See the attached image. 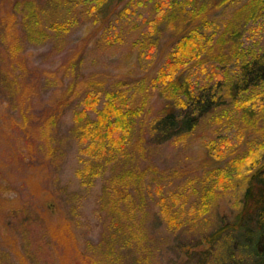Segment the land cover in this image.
<instances>
[{"label":"trees","instance_id":"obj_1","mask_svg":"<svg viewBox=\"0 0 264 264\" xmlns=\"http://www.w3.org/2000/svg\"><path fill=\"white\" fill-rule=\"evenodd\" d=\"M125 1L131 0H102L90 5L78 0H9L6 4V13L0 16V91L19 97L22 93L28 98L30 108L23 110L19 99L14 105L27 155L35 152L38 158L53 162L64 153L66 140L76 141L80 183L90 186L96 178H102L95 208L100 223L105 224L101 246L105 239L112 245L121 240L134 258L144 256L146 262L154 249L150 247L154 237L148 223L162 220L173 228L176 224L177 229L192 231L187 238H172L171 244L178 247V264H264V115L260 118V109L244 101L251 99L247 94L264 86V47L250 58L243 55L240 59L242 50L238 52L235 30L236 17L251 11L256 0L238 7L223 26L216 24L210 13L228 0H172L174 5L169 6L165 17L173 20L174 42L167 59L151 75L146 72L128 77L116 73L110 79L107 74L83 73L80 50H70L63 62L49 69L17 60L22 53L21 42L40 40V32L44 40L51 36L50 29L39 21L41 12L47 17L49 13L47 21L51 24L46 26L54 24V33L65 36L62 29L71 24L77 28L80 18L94 22ZM151 1L161 14V0ZM59 12L63 13L62 20H50ZM31 15L35 20H30ZM8 31L10 36L19 34L13 42L5 35ZM146 40H150L148 35H144ZM66 43L53 48L60 52ZM232 56L240 59L241 74L228 85L231 101L241 106L238 116L251 126L244 145L222 146L221 150L217 147L218 152L225 150L221 165L213 164L210 158L191 170L159 166L152 156L155 146L174 140L186 148L187 140L200 125L224 110L217 109L224 107L226 93L221 91L225 89L215 83L211 92L209 85L195 90L183 69L197 61L211 58L221 62ZM27 76L30 79L26 81ZM41 85L52 87L44 100H40ZM152 94L164 101L154 114L148 108ZM69 109L70 126L62 128L61 120ZM216 142L215 138L206 142L209 152ZM224 178L240 188L233 202L219 209L214 203L219 192L227 191ZM186 193L191 210L179 214L176 220L174 214L181 213L180 208L184 212L186 205L180 207L176 202L185 201ZM149 198L157 203L156 208L150 206ZM195 207H199L198 214ZM9 208L30 212L27 203ZM27 217V223H44L42 218L30 221L31 215ZM122 247L110 248L119 252ZM3 249L0 246V264H15L11 253ZM91 262L100 264L95 258Z\"/></svg>","mask_w":264,"mask_h":264},{"label":"rangeland","instance_id":"obj_2","mask_svg":"<svg viewBox=\"0 0 264 264\" xmlns=\"http://www.w3.org/2000/svg\"><path fill=\"white\" fill-rule=\"evenodd\" d=\"M78 1L89 3L88 5L90 2H102V0ZM210 1L215 3L217 0ZM247 1L249 0H228L210 13V17L215 19L216 24L223 26L225 21L234 17L237 8ZM8 2L9 0H0V16L6 13ZM161 4L162 13L159 14L151 0L125 1L111 14L99 16L94 22L80 18L77 28L71 24L68 29H62L65 36L54 33V24L46 26L51 22L47 21L49 13L43 10L48 17L41 12L39 21L46 30L50 29L48 30V33H51L50 38L44 40V35L40 32L41 35L38 37L40 40L21 42L22 53L20 52L16 58L49 69L63 62L67 54L72 52L70 50H80L78 52L84 57L83 73L107 74L110 79H113L116 73L128 77L141 76L146 72L151 75L167 59L174 42L173 20L165 17L166 10L173 6L174 2L161 0ZM112 6L110 4V7ZM253 7L251 11L237 16L235 20V30L238 32L236 40L240 47L238 52L242 50L240 59H243V55L250 58L264 47V0H256ZM12 10L15 12V8ZM19 10L17 8V11ZM35 18V15L30 16V20ZM52 18L62 20L63 13H56L50 20ZM31 23L34 24L32 21ZM10 33L9 31L5 33L7 39H10L9 42L19 35L16 33L10 36L12 35ZM144 35H148L150 40L144 42ZM65 40H67L65 48L56 52L57 47ZM233 56L221 62L211 58L204 62L197 61L183 69V75L189 77L195 90L209 85L211 92V86L215 87V83L218 88L225 89L221 91L226 93L224 107L217 109L224 110L220 111L222 113L220 116L214 115L200 125L196 134L187 140L188 148L182 146L183 144L174 143V140L155 146L152 156L159 166L173 165L191 170L193 165L203 164L210 158L213 164L221 165L219 163L223 162L225 150L218 152L217 147L221 150L222 146L231 148L237 143L244 145V139L250 134L248 130L251 126L248 127L246 121L238 116L241 106H238V103L234 106L231 101L228 85H232L241 74L240 59ZM28 77L26 81L30 79ZM51 89L52 87L47 85L39 86L40 100L46 99ZM20 94L21 97L0 91V246L4 251L11 253L15 264H95L91 262L94 258L100 264H178V247L171 244L172 238L178 236L187 238L192 231L177 229L176 224L173 228L168 221L148 223L153 235L151 237H154L150 241V247L154 249L153 252H149L151 254L146 258V262L144 256L138 260L134 258L128 250L129 247L121 240L120 243L112 245V241L105 239L101 246V233L105 224L100 223L95 208L102 178H96L90 186L80 183L76 173L80 167L78 145L73 138L66 140L64 153L53 162H46L43 157L38 158L35 152L27 155L28 148L23 147L21 140L23 132L15 121L19 118L14 105L19 99L23 110L30 106L28 98ZM247 95L251 99L245 98L244 101L248 106L258 107L262 118L264 86ZM38 96L33 99L37 101ZM163 102L156 94L149 96L148 108L151 114L159 110ZM71 118L72 113L69 109L61 120V127L70 126ZM212 138L217 142L210 149V153L206 142ZM224 179L223 184L227 186V191L219 192L220 197L215 198L214 203L217 205H213L219 209L230 205L240 188L239 185L236 187L237 184L231 183V180ZM179 181L181 179L177 182ZM187 196L188 194L185 201L182 202L179 198L176 203L182 207ZM149 200L150 206L154 204L156 208L157 203H153V198ZM26 203L30 205V212L24 213L25 211L20 210L18 213L9 208V205ZM189 203L186 202L184 212L181 208L179 209L181 213L176 211L174 214L176 220L179 219V214L191 210ZM198 208L195 207L197 214ZM28 214L31 215L30 221L44 219L43 225L37 221L27 223L28 220L26 221L24 217ZM22 218L24 222L21 221ZM114 245L123 246V250L118 252L110 248Z\"/></svg>","mask_w":264,"mask_h":264}]
</instances>
